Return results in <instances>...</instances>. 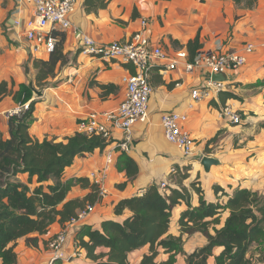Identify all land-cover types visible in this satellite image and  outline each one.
Listing matches in <instances>:
<instances>
[{
    "label": "crops",
    "instance_id": "0c3cea01",
    "mask_svg": "<svg viewBox=\"0 0 264 264\" xmlns=\"http://www.w3.org/2000/svg\"><path fill=\"white\" fill-rule=\"evenodd\" d=\"M32 15L33 7L27 2L0 0V82L14 79L16 84L27 83L34 88L29 100L30 103L35 101L30 132L39 139L65 140L80 132L79 124L83 120L92 116L103 120L105 113L115 110L124 98L122 77L132 68L117 60L107 61L81 53L79 42L83 34L96 43L125 41L141 28L143 19H147V33L153 44L162 46L171 57L180 51L187 53L176 69L164 73L160 64L151 71L154 91L149 103V117L134 126L129 152L140 168L137 177L130 180L125 171L118 170L117 153L116 161L108 167L106 194L86 219L68 229L67 256L56 264H93L86 251L76 245L79 228L91 224L100 229L104 219H120L121 216L115 214L117 203L138 195L140 189L154 183L164 181L169 190L187 187L193 206H197L200 199L191 187L194 181H199L197 186L204 190V197L209 201L226 202L228 199L221 191L216 194L215 185L223 187L229 194L237 187L264 191V0H258L252 10L242 8L232 0H110L105 8L89 11L85 0H80L69 15L72 29L58 34L60 39L64 36V52L68 54L69 62L65 66L58 64L56 76L48 79L50 84L43 87L42 95L36 92L38 70L33 63L34 59H48L49 55L32 54L23 35L25 24ZM198 34L203 43L198 54L218 49H242L249 42L255 45V51L243 67L225 74V89L202 101L194 100L191 91L203 84L206 74L199 69L188 73L184 65L190 61L187 43ZM177 82L181 84L177 86ZM226 93H234L236 97H227ZM20 103L12 95L0 102V132L5 137L9 135L10 119L6 112ZM227 106L241 116L240 123H234L222 114ZM165 111L187 115L185 129L195 140L191 155H183L167 140L161 123V114ZM121 136L118 132L108 144L114 146L113 150ZM214 137L217 138L210 141ZM106 149L76 157L73 165L64 171V177H88L92 171L103 169ZM204 156L215 157L220 162L206 171L201 164ZM185 172L187 178L182 177ZM16 178L29 182L28 173L18 174ZM122 183L126 186L119 188L118 184ZM30 185H38L37 176ZM88 192V188L76 185L70 196H85ZM186 209L187 203L181 202L173 210L170 232L176 236L181 234L179 218ZM225 213L219 227L230 214L229 211ZM130 214L129 210L124 213ZM62 228L58 222L54 223L42 237L38 249L19 240L16 246L18 264L48 262L51 254L45 241ZM184 241L187 252L207 243L206 237L198 233L185 235ZM149 249L150 246L145 245L131 252L128 264H141ZM168 257L169 254L160 249L156 260L161 262ZM176 264H185L184 256L178 255Z\"/></svg>",
    "mask_w": 264,
    "mask_h": 264
},
{
    "label": "trees",
    "instance_id": "16d2710c",
    "mask_svg": "<svg viewBox=\"0 0 264 264\" xmlns=\"http://www.w3.org/2000/svg\"><path fill=\"white\" fill-rule=\"evenodd\" d=\"M232 1L249 10L258 4V0ZM109 2L85 0V5L89 11L105 8ZM63 40L62 35L48 59H34L38 87L49 86L48 79L56 76L58 64H68ZM202 47L200 34L189 40L190 61ZM33 89L27 83L16 84L14 79L2 80L0 102L10 95L21 103L27 102ZM226 95L236 97L234 93ZM34 110L33 100L21 115L10 117L7 137L0 132V264H18L16 246L19 240L38 249L42 237L54 223L58 222L64 228L79 210L102 199L99 185L89 177L66 178L64 171L73 165L76 157L86 156L96 149L103 150L112 139L84 132H76L61 141L36 138L30 132ZM116 166L119 171H125L130 180L135 179L140 170L135 158L123 151H118ZM21 173L29 174V182L16 178ZM34 176H37L38 185L31 187ZM182 177L187 178V172ZM198 183L191 184L200 195L197 206L191 204L187 187L167 188L163 193L159 189L161 183L150 185L142 195L121 199L115 206V214L121 218L104 219L100 229L91 224L82 225L76 233V245L86 251L93 264H128L129 254L145 245L150 249L141 264H176L178 255L184 256L185 264H211V261L212 264H264L262 255L255 259L250 253L254 245H264V191L237 187L229 194L223 187L215 185L216 194L221 191L228 199L226 202L209 201ZM76 185L88 188L89 192L85 196H70ZM124 186L126 183L118 184L119 188ZM181 202H186L188 209L181 213V234L176 236L170 232V227L173 210ZM126 210L131 214L124 215ZM225 211L230 214L219 227ZM195 233L206 237L207 243L187 252L184 236ZM49 239L45 241L46 247ZM160 249L169 257L157 262Z\"/></svg>",
    "mask_w": 264,
    "mask_h": 264
},
{
    "label": "built area",
    "instance_id": "2783aa9c",
    "mask_svg": "<svg viewBox=\"0 0 264 264\" xmlns=\"http://www.w3.org/2000/svg\"><path fill=\"white\" fill-rule=\"evenodd\" d=\"M22 1L33 7V15L27 20L23 31L32 54L45 53L50 55L55 51L60 41L58 34L62 30L72 29L73 25L69 15L75 10L79 0ZM17 22L20 24L19 20ZM147 30L148 20L143 19L141 28L125 41L114 40L109 43H96L84 34L80 38L81 53L107 61L117 60L130 65L132 68L122 77L125 94L119 106L115 110L105 113L103 120L92 116L79 124L80 132L102 135L107 140L113 139L118 132L122 135L114 152L111 151L106 154L105 167L92 171L88 176L99 185L101 197L107 192L105 181L108 177L109 165L115 161L118 151L130 152L134 126L139 122L146 121L149 117V103L154 91L151 84L152 69L161 64L163 65V72L167 73L176 69L182 62L181 58L187 56L186 51H180L177 56L171 57L162 46L153 44ZM254 51L255 45L249 42L242 49L205 51L199 53L193 61H186L184 63L186 72L193 73L199 69L206 74L203 84L192 89V98L196 101H202L210 98L213 94L220 93L225 89L226 82L225 80H214L212 75L219 73L225 75L243 67ZM180 84V82L176 83L177 86ZM29 104L30 101L20 103L16 108L7 111L6 114L9 117L21 115L29 108ZM222 114L229 117L234 123L241 122V116L229 106L222 110ZM187 121V115L182 112L165 111L161 114V123L167 140L175 144L185 156L191 155L195 146V140L185 129ZM173 171L174 169H172ZM159 189L163 193L167 192V185L164 181L160 184ZM145 190L140 189L138 194L142 195ZM95 205H88L79 210L64 228L51 236L47 246L51 258L46 264H56L58 260L66 258L68 229L77 226L86 219L94 211Z\"/></svg>",
    "mask_w": 264,
    "mask_h": 264
},
{
    "label": "water",
    "instance_id": "95a60500",
    "mask_svg": "<svg viewBox=\"0 0 264 264\" xmlns=\"http://www.w3.org/2000/svg\"><path fill=\"white\" fill-rule=\"evenodd\" d=\"M213 79L214 80H225V75L224 74H213ZM36 92L38 95H42L43 91L42 90H37ZM219 159L212 157V156H204L201 160V164L205 168L206 171H209L211 169V166L214 164H219Z\"/></svg>",
    "mask_w": 264,
    "mask_h": 264
},
{
    "label": "rangeland",
    "instance_id": "374dc122",
    "mask_svg": "<svg viewBox=\"0 0 264 264\" xmlns=\"http://www.w3.org/2000/svg\"><path fill=\"white\" fill-rule=\"evenodd\" d=\"M80 1V0H79ZM19 46H21V45H19ZM18 46V47H19ZM250 57V56H249ZM37 88V87H36ZM38 90L40 89V90H42L43 89V87H38L37 88ZM215 94H213L211 97H213ZM206 99H208V98H206ZM205 100V99H204ZM188 122V121H187ZM186 122V123H187ZM140 123V122H139ZM138 124V123H137ZM185 128H186V124H185ZM134 129V128H133ZM178 150H179V148L175 145V144H173ZM113 145H108L107 146V149L104 151V152H106L105 153V156H106V154L107 153H109L110 151H112V152H114V150H113ZM219 201H221V200H219ZM226 215V213L225 212H223L222 213V217H224ZM250 253H251V255L252 256H255V259H256V257H259L260 255H262V257H264V245L261 247V246H258V245H254L253 247H252V249H251V251H250ZM47 262H41L40 264H46Z\"/></svg>",
    "mask_w": 264,
    "mask_h": 264
},
{
    "label": "clouds",
    "instance_id": "9594fccd",
    "mask_svg": "<svg viewBox=\"0 0 264 264\" xmlns=\"http://www.w3.org/2000/svg\"><path fill=\"white\" fill-rule=\"evenodd\" d=\"M50 56V55H49Z\"/></svg>",
    "mask_w": 264,
    "mask_h": 264
}]
</instances>
